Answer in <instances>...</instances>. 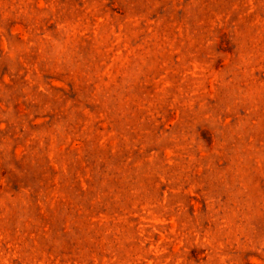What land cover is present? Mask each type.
Returning a JSON list of instances; mask_svg holds the SVG:
<instances>
[{
  "label": "rangeland",
  "instance_id": "1",
  "mask_svg": "<svg viewBox=\"0 0 264 264\" xmlns=\"http://www.w3.org/2000/svg\"><path fill=\"white\" fill-rule=\"evenodd\" d=\"M0 264H264V0H0Z\"/></svg>",
  "mask_w": 264,
  "mask_h": 264
}]
</instances>
